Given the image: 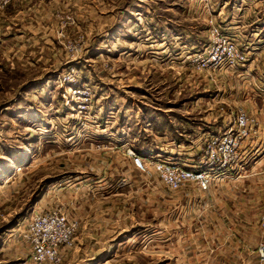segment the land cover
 Instances as JSON below:
<instances>
[{
	"label": "rangeland",
	"instance_id": "rangeland-1",
	"mask_svg": "<svg viewBox=\"0 0 264 264\" xmlns=\"http://www.w3.org/2000/svg\"><path fill=\"white\" fill-rule=\"evenodd\" d=\"M233 46L246 57L236 67L198 64ZM240 110L260 133L209 186L173 188L151 164L200 168ZM263 114L264 0H11L0 9V264H33L19 233L56 208L78 222L61 264H248L244 249L259 260ZM229 199L237 217L215 203ZM224 228L237 237L219 255ZM252 230L246 248L236 242Z\"/></svg>",
	"mask_w": 264,
	"mask_h": 264
},
{
	"label": "built area",
	"instance_id": "built-area-1",
	"mask_svg": "<svg viewBox=\"0 0 264 264\" xmlns=\"http://www.w3.org/2000/svg\"><path fill=\"white\" fill-rule=\"evenodd\" d=\"M10 2L11 0H0V9L7 7ZM242 60H246V57L233 46L227 50L225 56L216 52L211 60L206 61L205 57H202L198 64L203 67L210 65L217 70L223 65L236 67ZM259 123L248 112L240 110L236 116L235 126L208 141L206 149H203L204 154L200 160L203 165L200 168L186 169L159 160H152L151 164L173 188H179L192 180L197 181L202 187H207L213 177L212 172L220 173L238 164L241 159L240 150L247 139L260 133ZM147 162L148 160L141 156L134 159L135 165L142 171L147 169ZM260 226L264 234V214ZM77 230L78 222L71 220L63 208H56L32 216L27 228L21 232V237L31 247L30 259L33 264H61L62 249L73 247ZM260 256L264 259L263 244L260 247Z\"/></svg>",
	"mask_w": 264,
	"mask_h": 264
},
{
	"label": "crops",
	"instance_id": "crops-1",
	"mask_svg": "<svg viewBox=\"0 0 264 264\" xmlns=\"http://www.w3.org/2000/svg\"><path fill=\"white\" fill-rule=\"evenodd\" d=\"M253 77H255V76L253 75ZM255 82H257V81H255ZM252 91H253V89H252ZM250 103H255L256 105H258L256 99H251ZM263 117H264V114H263ZM262 160H264V158H262ZM261 171L264 172V168ZM260 178H263L264 179L263 176H261ZM233 200L234 199H229L230 202H224L222 200H218V201L215 202V203H217L219 205L220 204H229V206L226 207L227 212L225 213L228 216V218L237 217V213L231 207V205L233 204ZM245 200H248L249 202L248 203H245L246 206L244 207V213H243L244 215H242V218H245V219H253L254 218V213H255L254 212V208L252 206L253 200L252 199H247V198H245ZM20 226H21V224H18V229L15 228V230H20ZM17 232H19V231H17ZM236 232L237 231L235 229L228 230L226 228L222 229V231H219L218 234H220L221 236H218V239H217L218 244L216 245L217 248H218V250L220 251L219 255L222 252H225V253H228V254L233 253L231 251V248L230 247H231V244L233 242H235L234 237L235 238L237 237ZM19 234H20L19 236H21V232ZM255 234H256L255 233V230H252L250 233L248 231H246L245 234L242 235V236H244V239L243 240H238V238H237L236 239V242L238 243V241H240V245L243 242L244 243V247H245V243L251 242L250 237H254ZM12 235H14V231L8 232L6 234V236H4V242H6V241H9L10 242L11 241V242L15 243V241H14L15 239H11ZM225 236L227 237V240H226ZM260 241L262 243L264 242V235L263 234L261 235ZM13 243H11V244H13ZM18 243H19V241L16 242V244H18ZM6 244H8V242H6ZM238 248H240V247H238ZM224 249H225V251H223ZM243 252L245 253V256L243 258V261L247 262L248 264H250V263L251 264H264V259H262L261 257L260 258L258 257L259 260L258 259H255V256H259L258 253H256V255L254 256L253 251H247L246 249H244ZM226 264H236V262H233L232 263L230 261H227Z\"/></svg>",
	"mask_w": 264,
	"mask_h": 264
}]
</instances>
